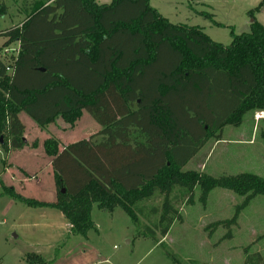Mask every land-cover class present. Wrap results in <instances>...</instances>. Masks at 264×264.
Instances as JSON below:
<instances>
[{"label":"trees","instance_id":"obj_1","mask_svg":"<svg viewBox=\"0 0 264 264\" xmlns=\"http://www.w3.org/2000/svg\"><path fill=\"white\" fill-rule=\"evenodd\" d=\"M263 8L264 0L249 13L250 31L231 32L226 46L199 26L171 23L149 0H33L21 26L0 33L4 47L19 46L12 73L0 57V148L28 146L22 113L47 128L59 118L73 127L85 111L101 131L62 151L59 141L44 142L55 201L6 193L28 208L60 211L73 236L97 232V205L103 212L120 208L134 224L146 221V236L165 238L197 187L203 202L221 188L244 197L233 220L214 224L229 229L264 196V179L184 169L211 139L222 140L226 127H240L248 113L264 114V26L255 20ZM24 262L51 264L37 253ZM244 264L264 260L248 254Z\"/></svg>","mask_w":264,"mask_h":264},{"label":"rangeland","instance_id":"obj_2","mask_svg":"<svg viewBox=\"0 0 264 264\" xmlns=\"http://www.w3.org/2000/svg\"><path fill=\"white\" fill-rule=\"evenodd\" d=\"M32 1L0 0V8H5V14H0V33L20 27L27 19V7ZM112 1L96 0L100 5H108ZM261 1L149 0V3L171 23L199 26L213 41L227 46L232 41L231 32L240 35L250 31L253 18L249 13ZM204 2L207 5H203ZM204 13L212 16L213 21ZM255 20L264 26V8L255 13ZM5 41L0 36V57L7 66H12L19 46L14 43L4 47ZM263 117V113H248L240 127H226L222 140L211 139L184 171H195L214 178L250 173L264 179ZM21 119L30 135L35 133L40 144L46 139H55L60 145L72 144L96 136L101 131V126L85 111L73 127L62 118L47 128H41L24 113ZM97 140L101 138L97 137ZM0 154V264H21L20 253L25 255L28 252L26 235L20 231L22 229L15 220L19 211L26 207L5 192L1 179H9L4 175L9 155L1 148ZM36 154L39 155L36 163L35 159L32 163L27 161L28 158L18 155L17 158L21 159V164L28 163L29 170L38 165L44 168V159ZM12 171L15 173L17 169ZM43 186L45 188L39 191L36 181H31L26 183L25 190L19 187L18 191L27 198L52 200L47 183ZM194 194L191 204L180 206L182 219L175 221L165 238L146 236V221L136 225L120 208L103 212L94 205L92 217L98 233L92 231L88 238L73 239L65 250L58 255L52 254L51 264H173L168 253L175 254L185 264H244L248 254L256 253L264 260V196L254 198L228 229L214 227V224L233 220L236 208L243 203L244 197L221 188L213 190L204 202L200 188L197 187ZM18 235L19 238H16ZM31 243L29 247H32ZM82 245L84 251L83 248L81 250Z\"/></svg>","mask_w":264,"mask_h":264},{"label":"crops","instance_id":"obj_3","mask_svg":"<svg viewBox=\"0 0 264 264\" xmlns=\"http://www.w3.org/2000/svg\"><path fill=\"white\" fill-rule=\"evenodd\" d=\"M202 4L207 5L206 2ZM20 120L23 123L21 119V114H20ZM24 126L26 127L25 124ZM32 129H35V127H33ZM27 130L28 129L26 127L24 138L25 141L28 143V146L25 147L24 149L17 151H10L8 153L9 156L6 160L7 168L4 175L9 176V179L7 180L1 179V182L4 185L5 192L11 186V189H13L16 193L22 196L23 194L18 191V188L20 187L19 188L20 190H25L26 183L31 181H36V186L39 191L44 189L45 187L43 185L47 183L48 190L52 195V200L50 201L43 200V201L53 202L56 200V196H57L55 180H54V171L52 166L53 158L47 156L44 149V142L48 139H46L42 144H40L38 143V138H36V136L34 135L35 133H32L30 135V133ZM84 140H88V139H84ZM70 144L71 143L69 142L64 145L61 143L59 148L60 151H62L66 146ZM36 153H39L40 157L44 159L45 161L44 168H42L41 165H38L37 167L29 170L28 163L21 164L20 163L21 159L17 158V155L19 157L28 158L27 160L28 162H32L33 159H35V163H36L38 162L37 159L39 156ZM14 168L17 169L15 173L12 171ZM16 185H18V187H16ZM33 209L34 208L26 207L25 210L19 211L17 220H15V223L19 226L20 229H22L20 231L26 235L25 245L27 246L26 250H28L26 254L37 253L42 255L47 261H51L52 260L51 256H53L52 254L58 255L60 251L65 250V248L69 246V243H71L73 239L77 237H81V236L70 235L71 224L67 221V219L60 211L54 209H47V208L34 209L39 211H34ZM97 233H98V228H97ZM88 235L86 238H88ZM16 238H19V235ZM29 242H33L30 244V246L32 247H29L28 245ZM63 243H64L63 247L58 248ZM82 248L84 251L83 245L81 246V250ZM25 255L23 253H20L19 255L20 258L19 262H21V264L25 263L24 262Z\"/></svg>","mask_w":264,"mask_h":264},{"label":"built area","instance_id":"obj_4","mask_svg":"<svg viewBox=\"0 0 264 264\" xmlns=\"http://www.w3.org/2000/svg\"><path fill=\"white\" fill-rule=\"evenodd\" d=\"M18 55H19V52H18V54H17L15 60L17 59ZM14 62H15V61H14ZM13 66H14V63H13L12 66H7V72L12 73V71H13ZM0 155H1V154H0Z\"/></svg>","mask_w":264,"mask_h":264},{"label":"water","instance_id":"obj_5","mask_svg":"<svg viewBox=\"0 0 264 264\" xmlns=\"http://www.w3.org/2000/svg\"><path fill=\"white\" fill-rule=\"evenodd\" d=\"M1 142H2V140H1ZM63 193H64V191H63Z\"/></svg>","mask_w":264,"mask_h":264},{"label":"bare ground","instance_id":"obj_6","mask_svg":"<svg viewBox=\"0 0 264 264\" xmlns=\"http://www.w3.org/2000/svg\"><path fill=\"white\" fill-rule=\"evenodd\" d=\"M264 115V114H263Z\"/></svg>","mask_w":264,"mask_h":264}]
</instances>
